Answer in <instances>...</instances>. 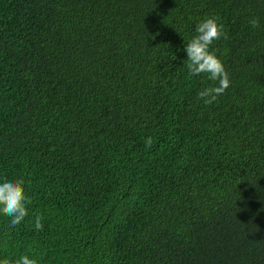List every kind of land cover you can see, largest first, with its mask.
I'll return each mask as SVG.
<instances>
[{
	"label": "trees",
	"instance_id": "16d2710c",
	"mask_svg": "<svg viewBox=\"0 0 264 264\" xmlns=\"http://www.w3.org/2000/svg\"><path fill=\"white\" fill-rule=\"evenodd\" d=\"M209 17L231 84L206 105ZM4 178L32 203L0 260L264 264V0H0Z\"/></svg>",
	"mask_w": 264,
	"mask_h": 264
},
{
	"label": "clouds",
	"instance_id": "9594fccd",
	"mask_svg": "<svg viewBox=\"0 0 264 264\" xmlns=\"http://www.w3.org/2000/svg\"><path fill=\"white\" fill-rule=\"evenodd\" d=\"M249 23L253 28L259 27V18L253 17ZM196 35L186 43L187 68L190 75L207 74L208 79L216 82L198 93V98L203 99L206 105L212 104L217 98L224 94L230 87L229 73L221 58L211 49L214 41L221 37H227L224 25L219 23L217 17H209L202 20L196 26ZM153 141L151 137L146 138L145 145L150 148ZM32 199L25 192L24 181L16 178H4L0 180V213L10 218V227L20 224L29 215L27 205ZM35 229H43L42 216L35 217ZM0 264H40L36 258L23 255L14 262L9 259L0 260Z\"/></svg>",
	"mask_w": 264,
	"mask_h": 264
}]
</instances>
